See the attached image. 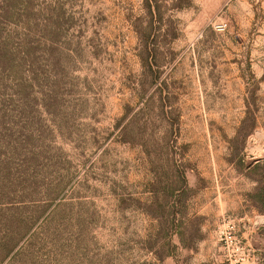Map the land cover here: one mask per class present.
Masks as SVG:
<instances>
[{"label": "rangeland", "instance_id": "rangeland-1", "mask_svg": "<svg viewBox=\"0 0 264 264\" xmlns=\"http://www.w3.org/2000/svg\"><path fill=\"white\" fill-rule=\"evenodd\" d=\"M228 218L264 245V0H0V264H221Z\"/></svg>", "mask_w": 264, "mask_h": 264}, {"label": "built area", "instance_id": "built-area-1", "mask_svg": "<svg viewBox=\"0 0 264 264\" xmlns=\"http://www.w3.org/2000/svg\"><path fill=\"white\" fill-rule=\"evenodd\" d=\"M221 264H263V253L240 234L239 223L228 218L218 229Z\"/></svg>", "mask_w": 264, "mask_h": 264}, {"label": "crops", "instance_id": "crops-1", "mask_svg": "<svg viewBox=\"0 0 264 264\" xmlns=\"http://www.w3.org/2000/svg\"><path fill=\"white\" fill-rule=\"evenodd\" d=\"M259 228L258 225H252L248 224L243 226L242 229H240L242 237L251 245H253L256 249L260 250L262 253L264 252V245L260 244L259 241L256 239L257 236H254L255 227ZM256 237V238H255ZM264 244V239L262 240ZM169 264H173L172 262ZM264 264V263H263Z\"/></svg>", "mask_w": 264, "mask_h": 264}]
</instances>
